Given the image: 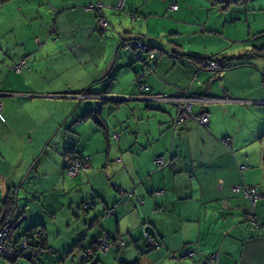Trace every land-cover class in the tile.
Returning a JSON list of instances; mask_svg holds the SVG:
<instances>
[{"label": "crops", "instance_id": "1", "mask_svg": "<svg viewBox=\"0 0 264 264\" xmlns=\"http://www.w3.org/2000/svg\"><path fill=\"white\" fill-rule=\"evenodd\" d=\"M95 1H0V211L2 202L16 194L12 221L23 214L21 224L30 218L12 238L38 225L48 247L68 249V253L94 246L103 235L122 236L127 240L125 247H132L117 249L121 251L116 264L121 259H138L139 264H204V258L214 253L218 260L213 264H264V228L258 231L246 222L248 201L232 191L242 180L258 188L261 197L256 211L264 226V126L244 120L248 106L264 105V96L251 98L241 91L245 98L234 103L226 90L220 97H211L207 91L210 71L188 59V55L225 53L229 40L218 34V52H208L205 45L203 52L197 48L206 42L204 32L208 31L191 10L197 5L213 6L211 1L196 0L194 6L182 0V5L158 0L160 8L153 9L151 0H126L124 15L102 9L110 22L102 30L95 13L85 10ZM101 1L111 5L115 0ZM171 3L176 10L168 9ZM134 14L138 19H132ZM122 38L137 39L141 46L158 49L160 55L151 60L144 48L124 49L119 46ZM155 38L161 41L159 46L167 47L156 46ZM255 46L264 47V41ZM24 56L27 67L21 73L11 72ZM137 73H144L149 93L137 87ZM178 89L218 99L203 103L209 112L206 127L188 118L173 130L175 106L146 98ZM200 106L196 104L194 111H200ZM88 110L96 112L100 124L92 117L81 119ZM122 112L126 119L144 126L131 133L134 137L116 130L123 127ZM227 135L232 137V149L221 142ZM59 136L64 142L47 153ZM69 146L88 160L85 171L75 177L64 174ZM156 156L170 163L158 168L153 161ZM53 158L57 184L62 191H70L67 225L74 222L75 233L68 244L57 243V236L50 235L37 216L38 207L44 206L35 181L22 189L30 174L38 176L42 161ZM237 164L246 168L239 173ZM121 191L131 194L121 196ZM75 194L79 205L89 200L90 207L74 208ZM24 197L27 202L22 201ZM29 201L36 204L34 211ZM22 202L27 205L24 209ZM50 215L53 221L54 212ZM145 220L161 243L158 249L147 248L137 234ZM185 249H193L194 255L180 261L173 258ZM98 255L97 251V264H103ZM66 259L61 260L63 264Z\"/></svg>", "mask_w": 264, "mask_h": 264}, {"label": "rangeland", "instance_id": "2", "mask_svg": "<svg viewBox=\"0 0 264 264\" xmlns=\"http://www.w3.org/2000/svg\"><path fill=\"white\" fill-rule=\"evenodd\" d=\"M178 5H182L181 0H176ZM186 3H190L196 6L198 3L196 0H182ZM154 3L153 9H159L160 4L158 0H151ZM144 5V1L141 3V6ZM198 6V5H197ZM195 7L191 10L192 14L195 18H200V23H204V28L207 29L208 32H204L205 37H207L206 42L198 46L201 52L204 50V45L206 50H210L208 52L215 53L218 52V48H221V44L217 43V39L215 37L220 36L222 38H227L229 42H227V47L224 49L226 57L227 68L223 71L218 72L217 75H213V73L207 72L209 75L208 82V94L211 97H220L224 94V91L228 90L234 100V103H242L245 97L239 95L242 92H248L249 96L252 98L254 94H260L264 96V77H262L261 69L264 68V57L257 56L249 51L253 46L258 45L259 42L264 41V34L261 32L264 31V0H246L243 4L238 5H230L226 9H222L219 5L211 6L209 4L204 5L203 8ZM113 11V10H112ZM125 11L116 12L113 11V14L116 16L124 15ZM142 17V16H140ZM109 22V20H107ZM197 22V20H196ZM110 23V22H109ZM110 28V26H109ZM261 33V35H260ZM259 34V36H258ZM257 35V36H256ZM217 36V37H218ZM156 46H159V39H154ZM253 41V43H251ZM162 49L167 47V44H162ZM194 46V44H192ZM199 52V51H198ZM13 70L11 69V72ZM209 71V70H208ZM239 98V99H238ZM248 98V97H247ZM255 98V97H254ZM240 100V101H236ZM157 105V104H156ZM246 105V104H244ZM253 105V104H252ZM248 106V112L244 116V120L247 124L251 125H262L264 126V105H259L261 110L257 106ZM245 112V111H244ZM124 118L123 127L116 128L117 131H123L128 136L134 137L136 129L138 128L140 131L144 126L142 123L137 120V122L130 118L126 119L127 115L125 112L119 114ZM138 118H140L141 114L137 113ZM111 118V117H110ZM112 120V119H110ZM127 120V121H126ZM113 126V125H111ZM258 127H254L256 130ZM112 129V128H111ZM54 133V132H53ZM262 137V136H261ZM63 142L61 136L58 138L55 137L54 140L51 141L49 147L47 149V153H50V150L58 148ZM55 144V146H52ZM112 144V143H111ZM114 144V142H113ZM53 155V154H52ZM51 159L50 162L42 161L41 169L38 171V176L34 173L30 174V176L26 179L24 188H27L29 184L35 181L36 189L38 191V200L39 203H43L44 207H38L37 216L44 220L48 233L50 235L57 236V243L66 242L69 243V240L73 237L75 233V225L74 222L71 221V225H67L69 222L67 221V216H70L69 211V189L65 188L64 191L60 189L59 184H57L58 177L54 174L53 165L56 161ZM85 171V170H84ZM82 171V172H84ZM81 172V173H82ZM66 175V174H65ZM110 176V175H109ZM64 178L66 176H63ZM20 190L19 194L22 195V191ZM32 196L37 195L35 193H31ZM75 200L73 201L74 208H78V206L82 208V205H79L78 199L79 195H74ZM73 197V198H74ZM31 198V197H30ZM71 198V197H70ZM32 199V198H31ZM82 200V199H81ZM22 201H26V198ZM89 201V200H87ZM27 202V201H26ZM31 201H29L30 203ZM80 202V201H79ZM23 203L24 209L27 205ZM20 203V204H22ZM34 211L36 205L29 204ZM18 210L21 207L18 204ZM73 210V208H72ZM36 211V210H35ZM68 211V214H67ZM54 212V220H50V214ZM79 212L81 213L82 210ZM26 215V214H23ZM30 222V218L26 219L16 230L18 232L22 229L26 224ZM147 222V220H145ZM149 225V224H148ZM18 234V233H17ZM138 235H142V230H138ZM141 240V237H140ZM140 240L138 241L139 243ZM73 243H71L72 245ZM142 244V243H141ZM143 245V244H142ZM132 246L120 248L122 250H127ZM53 249V248H52ZM115 246H113L109 251L98 250L101 262L103 264H116V256L118 255ZM65 253V254H64ZM83 251H80L78 248L73 249V251L68 253V249H53L52 254H44V256L40 257L41 260L38 263V260H26L23 257L19 256L16 261L13 263L3 257H0V264H49L50 262H59L63 264V259L67 258L64 264H78V260L82 257ZM124 261H131L125 260Z\"/></svg>", "mask_w": 264, "mask_h": 264}, {"label": "built area", "instance_id": "3", "mask_svg": "<svg viewBox=\"0 0 264 264\" xmlns=\"http://www.w3.org/2000/svg\"><path fill=\"white\" fill-rule=\"evenodd\" d=\"M124 0H117L115 7L117 10L121 9ZM105 5L101 1H96L94 3H90L85 6L86 11H93L96 15L97 25L99 29H105L107 27V21L101 14V8ZM169 10H176L177 5L175 3H171L168 6ZM124 49L132 50L135 47H138L139 44L134 41H125L120 40V44ZM160 55V52L156 49H153L149 53V57L156 58ZM204 65L207 69L213 70L218 68L217 62L213 60H207L204 62ZM27 67V63L24 59L19 60L16 64H14L11 68L15 73H21L22 69ZM144 73L139 75V77H143ZM139 89L148 92L149 87L142 83L139 85ZM147 99L156 100L159 102L171 103L176 108V114L173 119V126H177L182 124L187 117H192L199 125L206 127L209 123V112L202 111L197 115H193L192 107L197 103H205L208 101H217L218 99L214 98H203L196 94H192L187 92L186 90L178 89L173 94L169 95H156L150 94L146 96ZM2 109V102L0 101V111ZM223 143L231 146L232 138L230 136H225L221 139ZM154 163L158 168H162L169 164V160L165 159L163 156L154 157ZM240 168H244V166H240ZM84 170V159L82 157H78L74 160H71L66 167L65 174L69 177H74L78 175L81 171ZM232 191L236 194L242 195L248 201V207L245 210V216L247 218L248 223L257 230H262L264 226H262L256 211L257 201L261 197L259 190L255 186H248L246 183L241 182L238 185L232 187ZM161 191H156L155 194L160 193ZM121 196H129L131 192H120ZM91 205V201H86L83 204V209L89 208ZM113 208L109 209L108 214L112 213ZM148 222H144L142 224V239L144 243L150 249H158L161 246V243L147 230ZM11 230L10 224H5L0 227V257L3 258H12L22 255V253L28 251L30 253V258L36 260L38 256L41 255L42 252H51L52 249L47 245H39L36 241L40 239L42 233L40 229H35L33 231V235L30 237L26 233L21 237L19 242L16 245H13L9 240V233ZM34 238V240H33ZM127 245V240L120 236L116 238H109L107 235H103L98 238L97 246L99 250L106 251L111 247L115 246L116 248H124ZM195 251L193 249H185L181 253L174 254L173 258L177 261H180L182 257H192ZM85 255H91V250L86 249L84 251ZM218 260V256L216 253L208 255L204 258V262L206 264H213Z\"/></svg>", "mask_w": 264, "mask_h": 264}, {"label": "trees", "instance_id": "4", "mask_svg": "<svg viewBox=\"0 0 264 264\" xmlns=\"http://www.w3.org/2000/svg\"><path fill=\"white\" fill-rule=\"evenodd\" d=\"M0 1H3V0H0ZM96 1H101V0H96ZM95 1V2H96ZM125 1L126 0H124V2H123V5H122V7H121V9H119V10H117L116 8H114L115 7V4L117 3V0H115L114 1V3L113 4H109V5H106V4H104L102 1V3L105 5V7H102L101 8V14L103 15V13H102V9L103 8H108V9H111V10H113V11H116V12H121V11H127L126 9H125ZM211 1V4L212 5H219L222 9H226L227 7H229L230 5H240V4H243V3H245V1L246 0H210ZM94 3V2H93ZM52 9L54 10V11H56V12H59L60 11V9H58V8H54V7H52ZM93 12V11H92ZM103 17L105 18V16L103 15ZM106 19V18H105ZM132 19L134 20H136V19H138V15H136V14H134V15H132ZM106 21H107V19H106ZM108 24H107V26L109 25V22H107ZM262 34H264V31H262L261 32ZM261 33H260V35H261ZM257 36V35H256ZM258 36H259V34H258ZM123 39V38H122ZM123 40H125V41H134V42H137L138 43V41H137V39H123ZM139 44V43H138ZM120 47H122L121 45H119ZM123 48V47H122ZM136 48H144L146 51H147V58L148 59H151V60H155L156 58H151V57H149V53H150V51H152L153 49H151L150 47H146L145 45H140L139 44V46L138 47H135L134 49H136ZM156 49V48H155ZM133 50V49H132ZM156 50H158V49H156ZM159 51V50H158ZM249 51H252V53L253 54H255V55H257V56H261V57H264V47H262V46H253ZM160 52V51H159ZM21 59H24L25 61H26V63H27V57L26 56H24V57H22ZM21 59H19V60H21ZM188 59L191 61V62H193L198 68H200V69H203V70H209V69H207L206 67H205V65H204V62L205 61H207V60H213V61H215V62H217V64H218V68H216V69H213V70H209V71H211L212 73H213V75H217L218 74V72H220V71H223L224 69H226L227 68V64H226V60L228 59L227 57H226V55H225V53H223V52H218V53H216V54H214V55H210V56H204V57H200V56H193V55H188ZM18 60V61H19ZM17 61V62H18ZM16 64V63H15ZM27 65H28V63H27ZM25 69V68H24ZM24 69H22V71L24 70ZM261 74H262V77H264V68H262L261 69ZM137 75L139 76V73H137ZM137 76V78H136V85H137V87H139V85L140 84H142V83H144L143 82V79L141 78V77H138ZM150 90V89H149ZM149 93V92H148ZM197 104H200L201 106L200 107H202L201 108V110L200 111H198V112H195L194 111V106L196 105V104H194L193 105V107H192V113H193V115H197V114H199V113H201L202 111H207V110H205V108L203 109V107H204V105H203V103H197ZM96 113V112H95ZM93 114L92 113V111L91 110H88V111H85L83 114H82V116H81V119H85V118H88V117H92L93 119H95V121L96 122H98L99 124L101 123V121L97 118V114ZM188 118H192V117H187L186 119H188ZM174 119V118H173ZM173 119H172V121H171V127H172V129L174 130L177 126H180V125H182V124H184V122L186 121V119H185V121L182 123V124H179V125H177V126H173ZM227 136H229V135H227ZM231 137V136H230ZM232 138V137H231ZM233 141V140H232ZM222 142V141H221ZM223 143V142H222ZM225 144V143H224ZM228 146V145H227ZM229 147V146H228ZM232 143H231V146L229 147V149H232ZM65 155H66V158H67V161H66V164H65V167H64V174H65V170H66V167H67V165L69 164V162L71 161V160H74V159H76V158H78V157H82L83 159H84V170L86 169V165H87V158L85 157V156H83V155H81V154H79L78 152H76V150H75V147L74 146H69V147H67L66 148V150H65ZM170 163V162H169ZM240 166H244V168H240ZM236 167H237V170H238V172L239 173H241L242 172V170L243 169H245L246 168V165H236ZM83 170V171H84ZM82 172V171H81ZM80 172V173H81ZM79 173V174H80ZM78 174V175H79ZM67 176V175H66ZM77 176V175H76ZM69 177V176H68ZM75 177V176H74ZM241 182H244L243 180L241 181ZM240 182V183H241ZM239 183V184H240ZM245 183V182H244ZM248 185V184H247ZM248 186H251V185H248ZM253 186V185H252ZM256 187V186H255ZM257 188V187H256ZM258 189V188H257ZM16 194H14V195H11V196H9L7 199H5L3 202H2V207H1V211H0V227L1 226H3V225H5V224H10L11 225V230H10V233H9V240H10V242H12L13 243V245H16L18 242H19V240L21 239V237L26 233L27 235H29L30 237L33 235V231L35 230V229H40V231H41V233H42V236L40 237V239L39 240H37L36 242L39 244V245H47L46 244V238H45V233H44V231H43V229H41V228H39V226L38 225H33V226H31V227H29V228H27L25 231H23L22 232V234H20V237L18 238V239H14V238H12L13 237V232H15L17 229H19V226L16 228V229H13L12 228V225L14 224V222L15 221H12V214H13V212L15 211V205H16ZM86 201H84L83 203H82V206H83V204L85 203ZM82 209H83V207H82ZM85 210V209H84ZM245 220H246V222L248 223V221H247V218H246V216H245ZM249 224V223H248ZM250 225V224H249ZM251 226V225H250ZM252 227V226H251ZM141 230H142V227H141ZM147 230L149 231V233H151L152 234V232H151V230H150V228L148 227L147 228ZM258 231H261V230H258ZM153 235V234H152ZM154 237H155V235H153ZM156 238V237H155ZM33 240H34V238H33ZM141 240L144 242V240L142 239V235H141ZM35 241V240H34ZM97 241H98V239L95 241V244H94V246H91V247H88V248H85V249H83L82 251H83V253H82V264H84L86 261H88V260H91V259H93V258H95V253L99 250L98 249V246H97ZM159 241V240H158ZM160 242V241H159ZM145 244V243H144ZM146 245V244H145ZM146 247H147V245H146ZM147 248H149V247H147ZM86 249H90L91 250V255H85L84 254V251L86 250ZM150 249V248H149ZM53 253V250L51 251V252H46V251H44V252H42L41 253V255L40 256H38L37 258H36V260H39V258L40 257H42V256H44V254H46V255H48V254H52ZM19 256H21V255H19ZM19 256H17V257H12V258H5V259H7V260H9V261H11V262H15L16 261V259L19 257ZM204 262V261H203ZM49 264H60L59 262H50ZM117 264H139V262H138V259H135V260H132V261H124V260H118V262H117ZM204 264H206L205 262H204Z\"/></svg>", "mask_w": 264, "mask_h": 264}, {"label": "water", "instance_id": "5", "mask_svg": "<svg viewBox=\"0 0 264 264\" xmlns=\"http://www.w3.org/2000/svg\"><path fill=\"white\" fill-rule=\"evenodd\" d=\"M66 134L63 136V139L65 138L66 140ZM64 142V141H63ZM26 218V215H22V217H20L19 219H17L14 224L12 225V228L13 229H16L20 224L21 222ZM21 257H23L24 259L26 260H31L30 258V253L28 251L22 253ZM84 264H97V259L96 258H93L91 260H88L86 261Z\"/></svg>", "mask_w": 264, "mask_h": 264}]
</instances>
